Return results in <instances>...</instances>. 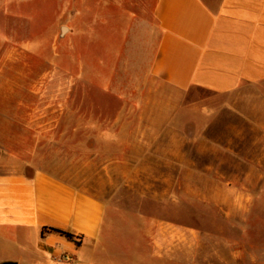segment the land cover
<instances>
[{
  "label": "rangeland",
  "instance_id": "374dc122",
  "mask_svg": "<svg viewBox=\"0 0 264 264\" xmlns=\"http://www.w3.org/2000/svg\"><path fill=\"white\" fill-rule=\"evenodd\" d=\"M138 11L137 0H0V151L104 200L94 264H264L260 131L243 129L238 160L183 138L172 160V145L144 153L138 128L117 126L146 119L135 79L146 48L104 45V27ZM228 122L212 129L220 142Z\"/></svg>",
  "mask_w": 264,
  "mask_h": 264
},
{
  "label": "crops",
  "instance_id": "0c3cea01",
  "mask_svg": "<svg viewBox=\"0 0 264 264\" xmlns=\"http://www.w3.org/2000/svg\"><path fill=\"white\" fill-rule=\"evenodd\" d=\"M137 5L135 23L130 22L136 13H126L120 24L104 27L109 34L104 45L130 40L146 48L137 62L142 66L135 67L141 73L137 89L147 100L138 110L146 119L117 126L138 128L135 143L144 153H160L156 145L163 141L172 145L174 160L183 138L198 152L228 149L238 160L245 127L264 136V0H137ZM224 117L230 133L220 142L212 129ZM181 165L186 175L189 165ZM106 215L101 198L0 151V264H94L93 244Z\"/></svg>",
  "mask_w": 264,
  "mask_h": 264
},
{
  "label": "trees",
  "instance_id": "16d2710c",
  "mask_svg": "<svg viewBox=\"0 0 264 264\" xmlns=\"http://www.w3.org/2000/svg\"><path fill=\"white\" fill-rule=\"evenodd\" d=\"M53 230H55V231H57V232H59L61 234H64V235H66L69 238H72V235L70 233H67V232H65L63 230H60V229H53Z\"/></svg>",
  "mask_w": 264,
  "mask_h": 264
},
{
  "label": "water",
  "instance_id": "95a60500",
  "mask_svg": "<svg viewBox=\"0 0 264 264\" xmlns=\"http://www.w3.org/2000/svg\"><path fill=\"white\" fill-rule=\"evenodd\" d=\"M65 29V27H63V30ZM2 264H16L15 262H4Z\"/></svg>",
  "mask_w": 264,
  "mask_h": 264
}]
</instances>
